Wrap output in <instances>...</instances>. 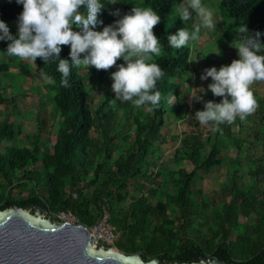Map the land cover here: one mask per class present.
Listing matches in <instances>:
<instances>
[{
    "label": "trees",
    "instance_id": "1",
    "mask_svg": "<svg viewBox=\"0 0 264 264\" xmlns=\"http://www.w3.org/2000/svg\"><path fill=\"white\" fill-rule=\"evenodd\" d=\"M176 2L118 0L104 7L100 13L104 23L95 26L102 29L118 19L113 14L117 8L120 15L134 5L160 12L162 19L154 32L163 47L160 55L152 57L165 73L157 81L162 93L159 108L115 97L110 73L124 62L122 57L109 69L82 74L83 66L74 67L70 86L61 82L57 61L37 57V70L55 80L44 85L52 110L49 116L38 114L29 145L13 143L0 150V210L40 204L56 220L58 211L71 212L78 223L90 227L105 208L117 236L113 245L125 254L138 252L145 261L158 257L164 264L195 262L208 255L233 264H264V98L254 92L258 106L244 120L237 117L219 128L212 122L201 124L202 129L191 132L179 129L178 121L199 123L195 112L204 107L205 100L218 101V96L205 91L203 100H192L196 110L188 105L189 111H183L187 105L184 76L193 73L194 84L199 86L205 70L194 69L190 46L176 49L168 44L171 32L194 26L176 15ZM218 5L221 16L233 20V27L223 31L228 45L239 40L245 23L253 34L260 30L264 40V0H219ZM22 9L17 0H1L0 18L18 28ZM69 52L70 45L65 44L60 55L70 60ZM210 64L207 58L204 69ZM21 66L16 56H7L0 62V74L12 68L24 71ZM104 81L102 98L93 107L90 89ZM19 86L0 85V107L6 112L0 118V143L15 142L22 129L19 121L10 120L20 116L17 94L4 95ZM171 95L177 100L172 105L167 99ZM234 124L238 130L232 128ZM169 138L175 141L173 166L162 158ZM231 149L234 152L229 154ZM185 162L192 165L191 170ZM225 164L227 178L219 183L222 195H207L197 184Z\"/></svg>",
    "mask_w": 264,
    "mask_h": 264
},
{
    "label": "clouds",
    "instance_id": "2",
    "mask_svg": "<svg viewBox=\"0 0 264 264\" xmlns=\"http://www.w3.org/2000/svg\"><path fill=\"white\" fill-rule=\"evenodd\" d=\"M118 0H17L23 5L17 24L18 34H14L9 24L0 18V40L9 41L7 56L30 58L33 62L41 57L44 62L57 61V69L62 74L61 82L70 86L72 69L83 66L89 69H109L117 65L118 58L124 62L110 73L111 90L121 101H131L137 106L145 104L149 108L161 106L162 93L157 81L164 76V70L155 62L153 55H160L162 44L154 32V26L161 21L160 12L152 7L133 6L131 11L105 25L100 13L107 4ZM173 11L182 21L199 18L190 30L179 27L167 36L168 44L176 49L193 44L201 38L202 29H215V13L203 0H177ZM239 32L241 36L233 46L238 49V58L217 68L207 67L201 79L212 77L208 88L214 95L222 96L220 101L205 100L204 107L194 116L201 124L214 123L217 128L224 123H233L237 117L247 118L255 111L258 100L251 87L256 81H264V40L261 31L255 34L245 23ZM70 45L71 59L61 57L63 45ZM218 54L221 49L214 50ZM45 81L54 83V77L41 73ZM192 75H194L192 73ZM203 91H200V89ZM188 92L193 100H203L201 93L206 89L194 88ZM174 104L175 95L168 98Z\"/></svg>",
    "mask_w": 264,
    "mask_h": 264
},
{
    "label": "rangeland",
    "instance_id": "3",
    "mask_svg": "<svg viewBox=\"0 0 264 264\" xmlns=\"http://www.w3.org/2000/svg\"><path fill=\"white\" fill-rule=\"evenodd\" d=\"M1 1V0H0ZM203 2L215 13V19H216V28L215 29H202L201 31V38L194 42L193 44H190V48H192V64L194 66V69L200 71L205 70L206 66V59L210 58L211 65H215L217 68H219L221 65L226 63H231V61L234 58H238V49L234 47L233 45H228L226 41L223 38V31L230 30L233 27V20L230 18H223L220 14V8L218 5L219 0H203ZM189 22H191L192 25L199 22V18L192 17L190 18ZM10 26L11 31L14 34H18V28L13 26V23H8ZM9 41L7 40H0V62L7 60V55L3 52L5 47L7 48ZM218 47L221 49V52L218 54L214 50H218ZM198 53H200V58H198ZM17 62L20 63L21 69L24 71H19L17 73V68L10 69L8 74L4 75L0 74V85L10 83L14 86H19V88L12 89L9 88L8 91L4 92V95H14L17 94L18 96V111L20 112V116L17 118L11 116L10 120L13 121H19L21 124V132L16 137V141H7L0 143V150H3L4 146L10 145L15 143L18 146L22 145H29L30 142H28V138L31 134H33L36 130V122H37V116L38 114H41L42 116H49V113L52 110V104L48 100V93L44 88V85L47 81H45L42 78V75L40 71L37 70V64L36 62H33L31 59L27 60L26 58H20L17 57ZM116 66V65H113ZM26 69V70H25ZM91 70H99L95 66H90L89 69L86 67H83L81 70L82 74H85ZM24 76V77H23ZM106 82L101 83L99 87L95 88L94 86L90 89L91 94V104L93 107L97 105V103L102 98V93L105 90ZM183 89L182 92L185 95L186 103L187 105L184 107L183 111L184 113H187L188 105H192L191 107L193 110H196L195 105L193 104L192 100L193 98L188 92L193 91L192 87L194 88H200L203 87L204 89H207L206 91L210 92L212 91L210 88H208L209 83L212 82V77H207V79L201 80V85L197 86L194 84V75L188 76L185 75L183 78ZM254 92H257L259 96L264 98V84H257L253 83L251 85ZM202 90V88L200 89ZM0 93H3V91H0ZM115 95V93H114ZM218 96V101L222 99V96ZM43 100L42 104L40 101ZM149 108L147 107L146 110ZM0 110H4V107L1 106ZM6 112L3 111V114L1 115L4 117ZM191 117V113L189 114ZM122 119L118 120V125H121ZM178 127L180 130L185 132H191V131H197L202 129L201 123H189V121H178ZM174 126L172 125L169 128V131L172 133L174 130ZM234 130H238V124H234L232 126ZM55 130V128L53 129ZM131 132V131H130ZM175 144V141L168 139V142L163 145V151H162V158L164 162L169 165L173 166L172 162V155H171V149L172 146ZM234 152L233 149L230 150L229 154H232ZM257 154H260V149H256ZM184 166L187 170L192 169V165L189 162H185ZM227 172L228 168L227 165H223L217 172L213 173L212 175L206 177L201 182H199L197 185H201L204 192L207 195L219 197L221 196V189L219 186L220 182L226 181L227 178ZM241 221H243V218H240ZM114 247V246H113Z\"/></svg>",
    "mask_w": 264,
    "mask_h": 264
},
{
    "label": "water",
    "instance_id": "4",
    "mask_svg": "<svg viewBox=\"0 0 264 264\" xmlns=\"http://www.w3.org/2000/svg\"><path fill=\"white\" fill-rule=\"evenodd\" d=\"M0 264H164L158 257L143 260L97 242L87 226L58 221L46 207L31 204L0 210ZM168 264H233L214 255L195 262ZM241 264V263H234Z\"/></svg>",
    "mask_w": 264,
    "mask_h": 264
},
{
    "label": "built area",
    "instance_id": "5",
    "mask_svg": "<svg viewBox=\"0 0 264 264\" xmlns=\"http://www.w3.org/2000/svg\"><path fill=\"white\" fill-rule=\"evenodd\" d=\"M74 196L76 195L74 194ZM55 217L58 221H70L73 223H78L77 218L71 212L58 211L55 214ZM108 219L109 213L104 208L101 211L100 217L97 219V221L92 226L88 227V229L90 230L97 242L114 246L113 244L116 241L117 236L111 229L108 223Z\"/></svg>",
    "mask_w": 264,
    "mask_h": 264
}]
</instances>
